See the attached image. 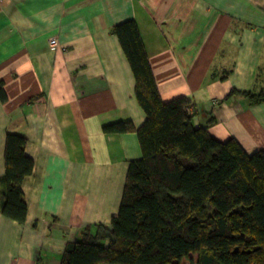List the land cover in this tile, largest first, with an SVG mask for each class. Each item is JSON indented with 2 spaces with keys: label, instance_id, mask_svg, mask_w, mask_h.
Instances as JSON below:
<instances>
[{
  "label": "crops",
  "instance_id": "0c3cea01",
  "mask_svg": "<svg viewBox=\"0 0 264 264\" xmlns=\"http://www.w3.org/2000/svg\"><path fill=\"white\" fill-rule=\"evenodd\" d=\"M127 21L164 101L186 97L218 140L264 148V103L232 94L264 88V0H0V180L10 133L35 163L25 223L0 209V264H61L84 227L118 216L147 119L113 33ZM121 122L135 130H106Z\"/></svg>",
  "mask_w": 264,
  "mask_h": 264
},
{
  "label": "trees",
  "instance_id": "16d2710c",
  "mask_svg": "<svg viewBox=\"0 0 264 264\" xmlns=\"http://www.w3.org/2000/svg\"><path fill=\"white\" fill-rule=\"evenodd\" d=\"M113 33L147 116L136 130L142 157L129 162L118 216L84 227L61 264H183L193 256L196 264H264V148L248 153L235 138L218 140L195 124L186 97L164 101L136 23ZM232 94L264 103V88ZM106 130L135 128L121 122ZM26 145L22 135L7 136L0 180L1 212L21 224L28 212L23 182L35 166Z\"/></svg>",
  "mask_w": 264,
  "mask_h": 264
},
{
  "label": "rangeland",
  "instance_id": "374dc122",
  "mask_svg": "<svg viewBox=\"0 0 264 264\" xmlns=\"http://www.w3.org/2000/svg\"><path fill=\"white\" fill-rule=\"evenodd\" d=\"M183 264H196V256H193V260H185Z\"/></svg>",
  "mask_w": 264,
  "mask_h": 264
},
{
  "label": "built area",
  "instance_id": "2783aa9c",
  "mask_svg": "<svg viewBox=\"0 0 264 264\" xmlns=\"http://www.w3.org/2000/svg\"><path fill=\"white\" fill-rule=\"evenodd\" d=\"M58 43H57V40H53V41H51V45H53V46H56Z\"/></svg>",
  "mask_w": 264,
  "mask_h": 264
},
{
  "label": "bare ground",
  "instance_id": "6f19581e",
  "mask_svg": "<svg viewBox=\"0 0 264 264\" xmlns=\"http://www.w3.org/2000/svg\"><path fill=\"white\" fill-rule=\"evenodd\" d=\"M192 105H193V103H192ZM191 110H192L193 112H195V111H194V105H193V108H192Z\"/></svg>",
  "mask_w": 264,
  "mask_h": 264
}]
</instances>
